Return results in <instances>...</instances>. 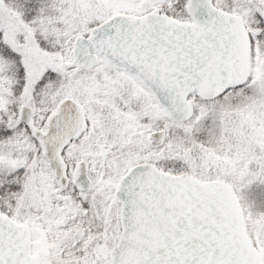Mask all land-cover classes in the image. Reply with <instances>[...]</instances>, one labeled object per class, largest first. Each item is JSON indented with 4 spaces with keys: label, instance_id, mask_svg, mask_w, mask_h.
Here are the masks:
<instances>
[{
    "label": "snow or ice",
    "instance_id": "1",
    "mask_svg": "<svg viewBox=\"0 0 264 264\" xmlns=\"http://www.w3.org/2000/svg\"><path fill=\"white\" fill-rule=\"evenodd\" d=\"M0 264H264V0H0Z\"/></svg>",
    "mask_w": 264,
    "mask_h": 264
}]
</instances>
